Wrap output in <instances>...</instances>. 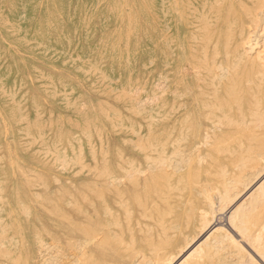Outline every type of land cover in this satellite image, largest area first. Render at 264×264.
Wrapping results in <instances>:
<instances>
[{
    "label": "bare ground",
    "instance_id": "obj_1",
    "mask_svg": "<svg viewBox=\"0 0 264 264\" xmlns=\"http://www.w3.org/2000/svg\"><path fill=\"white\" fill-rule=\"evenodd\" d=\"M148 9L149 63L157 83L145 125L125 131L128 143L117 144L115 159L100 154L83 162V207L71 193L60 196L62 205L50 198L51 207L41 206L52 214L70 205L81 216L60 214L57 221L48 215L46 224L21 194L12 216L0 194V264H211L217 251L230 247L232 264H264V0H148ZM37 194L31 193L40 200ZM238 196L227 215L220 212ZM145 202L154 207L145 212ZM134 204H142L149 219L135 218L139 236L130 225ZM80 229L75 245L72 235ZM112 238L119 245L104 248L102 241Z\"/></svg>",
    "mask_w": 264,
    "mask_h": 264
},
{
    "label": "rangeland",
    "instance_id": "obj_2",
    "mask_svg": "<svg viewBox=\"0 0 264 264\" xmlns=\"http://www.w3.org/2000/svg\"><path fill=\"white\" fill-rule=\"evenodd\" d=\"M149 29L148 0H0V175L5 173L0 194L6 200L1 203L6 210L9 206L14 209L10 213L12 216L18 207L19 194L27 196L29 200L26 203L42 214L40 218L46 224L49 216L57 221L60 214L72 219L81 216L73 206L69 208L70 205L52 214L43 208L51 207L50 198L62 205L61 195L76 197L75 206L83 207L82 196L79 197L83 193V162L89 164L93 157L101 159L102 155L115 159L117 144L123 142L125 146L128 143L127 137L122 140L125 131L134 124L145 125L146 115L152 111L148 106L152 87L157 83L151 79ZM159 42L157 38L156 43ZM157 44L155 59L158 67L160 54ZM158 78L159 74H156ZM121 89L126 96L120 92ZM102 107L107 112H102ZM16 166L21 168V172ZM18 172L25 173L21 175ZM249 186V189L253 187ZM63 188L66 189L65 194ZM246 188L248 191V186ZM76 189L81 191L76 193ZM30 192L39 193L37 197L40 196L41 201ZM238 198L241 200L238 196L220 212L227 215L230 207L240 203ZM145 203L139 205L145 206L144 211L154 207L150 202ZM142 206L140 209L137 204L130 207L134 216L131 230L136 231L137 236L140 234L137 233L135 218L143 223L149 220L143 217L146 211L143 213ZM3 214L9 221L11 216L7 215L8 212ZM119 219L124 221L121 217ZM82 230L72 235L75 245L81 239L78 236H83L79 233ZM109 240L111 244L105 240L107 245L102 241L104 248L119 245L116 239ZM63 246L60 248L62 252L72 257V249ZM230 248L219 250V254L217 251L211 264H232L235 257L228 255L232 254ZM59 254L58 257L62 258V253ZM123 261L121 258L117 260Z\"/></svg>",
    "mask_w": 264,
    "mask_h": 264
}]
</instances>
